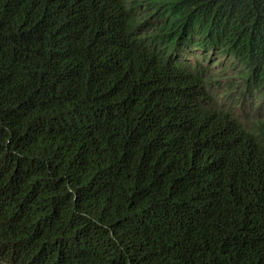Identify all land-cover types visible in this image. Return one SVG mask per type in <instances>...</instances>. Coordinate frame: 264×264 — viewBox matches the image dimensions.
<instances>
[{"label":"trees","instance_id":"trees-1","mask_svg":"<svg viewBox=\"0 0 264 264\" xmlns=\"http://www.w3.org/2000/svg\"><path fill=\"white\" fill-rule=\"evenodd\" d=\"M0 264H264V0H0Z\"/></svg>","mask_w":264,"mask_h":264}]
</instances>
